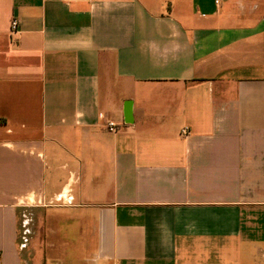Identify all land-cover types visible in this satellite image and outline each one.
<instances>
[{
    "label": "crops",
    "instance_id": "crops-1",
    "mask_svg": "<svg viewBox=\"0 0 264 264\" xmlns=\"http://www.w3.org/2000/svg\"><path fill=\"white\" fill-rule=\"evenodd\" d=\"M69 232L81 264H264V0H0V264H76Z\"/></svg>",
    "mask_w": 264,
    "mask_h": 264
},
{
    "label": "rangeland",
    "instance_id": "rangeland-1",
    "mask_svg": "<svg viewBox=\"0 0 264 264\" xmlns=\"http://www.w3.org/2000/svg\"><path fill=\"white\" fill-rule=\"evenodd\" d=\"M22 218V217H21ZM23 219V218H22ZM27 219L29 221V238H35L37 236V226H38V222H37V216H36V213H31V212H28L27 213ZM60 224H64L60 221ZM71 232L67 233V235H64V233L60 234L61 236H58V239H62L63 241H67L65 243V247H64V253L70 255L69 258H71V262H75L76 264H81L80 263V260H79V257H76L77 253H80L79 251V248H78V243H79V240L82 239L83 235H80V234H77V235H70ZM20 235L22 236V232L20 233ZM61 237V238H60ZM64 237V238H62ZM53 238L55 239V236H53ZM57 239V238H56ZM58 239L55 241V242H58ZM61 244L59 245H63L64 243L63 242H60Z\"/></svg>",
    "mask_w": 264,
    "mask_h": 264
},
{
    "label": "built area",
    "instance_id": "built-area-1",
    "mask_svg": "<svg viewBox=\"0 0 264 264\" xmlns=\"http://www.w3.org/2000/svg\"><path fill=\"white\" fill-rule=\"evenodd\" d=\"M16 27H17V21L14 19V20H12V22L10 24V28H11L12 31H15ZM107 130L109 132H115L117 129H116L115 125L109 123V124H107ZM188 134H189V131L186 130V129L181 131V135L183 137H187ZM27 224H28V222L26 223V221L24 219V222L22 223V236H21L22 244L26 243V236L28 235Z\"/></svg>",
    "mask_w": 264,
    "mask_h": 264
}]
</instances>
